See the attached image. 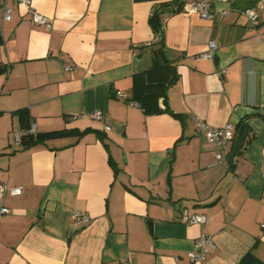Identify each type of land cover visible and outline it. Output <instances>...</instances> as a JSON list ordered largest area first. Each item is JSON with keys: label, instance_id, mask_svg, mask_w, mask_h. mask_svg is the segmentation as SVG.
I'll return each mask as SVG.
<instances>
[{"label": "crops", "instance_id": "1", "mask_svg": "<svg viewBox=\"0 0 264 264\" xmlns=\"http://www.w3.org/2000/svg\"><path fill=\"white\" fill-rule=\"evenodd\" d=\"M6 1L0 183L21 193L4 197L0 264H238L248 252L264 262V0H208L213 20L174 12L171 0ZM246 9L257 12L254 23ZM31 10L51 28L34 24ZM155 11L161 34L149 24ZM210 40L218 48L203 59ZM160 42L177 79L158 100L161 112L149 115L131 102ZM19 109L37 133H86L24 148ZM196 119L235 126L220 161ZM245 120L244 145L229 165ZM184 209L207 222L183 224ZM75 210L89 216L87 226L72 225ZM202 233L214 248L190 261Z\"/></svg>", "mask_w": 264, "mask_h": 264}, {"label": "built area", "instance_id": "2", "mask_svg": "<svg viewBox=\"0 0 264 264\" xmlns=\"http://www.w3.org/2000/svg\"><path fill=\"white\" fill-rule=\"evenodd\" d=\"M18 3L25 4L28 8H30L31 0H16ZM0 7L3 9V14L5 18H8L10 13V7L6 0H0ZM183 12L192 14L196 13L200 16V18L205 20H213L215 18V13L212 11V4L208 0H194L191 3L184 5ZM227 11H224L223 14H227ZM244 15L253 23L256 21L258 15L254 9H246ZM31 19L36 25H44L47 29L51 28L49 20L47 17L37 14L31 10ZM218 46L214 40H210L208 42L207 50L199 55V57L203 59H210L213 57L214 52L217 50ZM72 70V67L66 66L65 71ZM121 98H124L123 94H119ZM131 104L136 105V103L131 102ZM92 119L102 120L103 113L101 111H94L90 114ZM195 124L197 127V131L204 135L206 139L215 144L218 147V152L216 154L217 161H220L224 154L229 152L230 145L234 140L235 134V126L231 123H228L220 128H212L203 123L202 121L196 119ZM105 130H109V127L106 126ZM37 129L34 123L30 124V127L22 132L20 131L16 136V139L20 141L22 135L25 134H36ZM21 193L20 188L8 187L4 183H0V217L7 214L9 209L4 204V197L6 194L9 195H19ZM181 222L185 225H194V224H205L207 222V217L204 214L192 213L187 209L182 210L181 212ZM70 221L75 227H84L90 223V218L87 214L75 210L70 214ZM261 227L264 228V222L261 223ZM214 248L212 238L206 234H200L197 239L194 241L193 247L187 253V257L190 261L193 262H201L203 261L210 253V251ZM124 264H130L125 262Z\"/></svg>", "mask_w": 264, "mask_h": 264}, {"label": "trees", "instance_id": "3", "mask_svg": "<svg viewBox=\"0 0 264 264\" xmlns=\"http://www.w3.org/2000/svg\"><path fill=\"white\" fill-rule=\"evenodd\" d=\"M175 4V11L178 12L183 8L182 0H171ZM161 12L155 11L149 18V24L155 33H162ZM1 42V39H0ZM162 42L160 46L153 49V58L155 63L145 71L136 75V95L133 97V102L141 107L146 114H157L161 110L158 106L159 98L165 96L167 88L172 85L177 79V73L173 64L169 63L162 54ZM20 122L21 131H26L30 124V115L27 109H19L14 112ZM86 133L69 130H55L44 133L25 134L20 138L24 148L33 147L45 143L47 140L58 139L69 135L82 136ZM238 264H264L252 252H248Z\"/></svg>", "mask_w": 264, "mask_h": 264}, {"label": "water", "instance_id": "4", "mask_svg": "<svg viewBox=\"0 0 264 264\" xmlns=\"http://www.w3.org/2000/svg\"><path fill=\"white\" fill-rule=\"evenodd\" d=\"M248 133V125H247V121H243V123L240 125L237 135H236V139L234 141L233 147L227 157V162L229 165H231L233 163V159L234 157L239 153V151L242 149L246 136Z\"/></svg>", "mask_w": 264, "mask_h": 264}]
</instances>
